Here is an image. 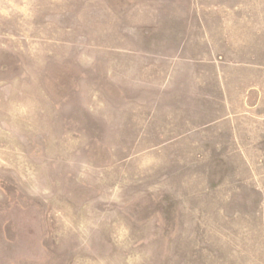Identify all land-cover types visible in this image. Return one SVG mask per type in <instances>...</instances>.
Here are the masks:
<instances>
[{
	"label": "rangeland",
	"instance_id": "rangeland-1",
	"mask_svg": "<svg viewBox=\"0 0 264 264\" xmlns=\"http://www.w3.org/2000/svg\"><path fill=\"white\" fill-rule=\"evenodd\" d=\"M187 2L0 0V264H264V44L204 126L162 87Z\"/></svg>",
	"mask_w": 264,
	"mask_h": 264
},
{
	"label": "crops",
	"instance_id": "crops-1",
	"mask_svg": "<svg viewBox=\"0 0 264 264\" xmlns=\"http://www.w3.org/2000/svg\"><path fill=\"white\" fill-rule=\"evenodd\" d=\"M203 5L198 0H188L183 14L173 20L180 41L173 57H166L162 87L173 82L176 87L173 99L180 102L181 112L195 116L205 126L212 123L207 118L222 115V111L233 107L235 93L254 90L256 69L264 70V66L259 68L251 60H254V47L264 42L252 36L250 21L254 15L207 14ZM249 49L253 53L250 60L232 62V55L249 53ZM201 118L205 120L200 121Z\"/></svg>",
	"mask_w": 264,
	"mask_h": 264
}]
</instances>
